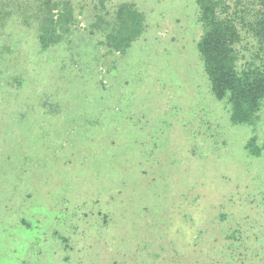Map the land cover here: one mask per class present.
Wrapping results in <instances>:
<instances>
[{"label": "rangeland", "instance_id": "rangeland-1", "mask_svg": "<svg viewBox=\"0 0 264 264\" xmlns=\"http://www.w3.org/2000/svg\"><path fill=\"white\" fill-rule=\"evenodd\" d=\"M124 2L145 31L109 54ZM71 6L45 48L0 0V264H264V110L211 93L196 1Z\"/></svg>", "mask_w": 264, "mask_h": 264}, {"label": "trees", "instance_id": "trees-1", "mask_svg": "<svg viewBox=\"0 0 264 264\" xmlns=\"http://www.w3.org/2000/svg\"><path fill=\"white\" fill-rule=\"evenodd\" d=\"M71 1L31 0L36 12L42 13L40 39L45 48L53 42L45 34L48 27L53 31L58 23H76ZM195 1L202 29L197 49L211 93L218 100H227L234 124H253L264 110V0ZM105 2L99 0L100 6L105 7ZM144 22L133 3H120L106 35L108 53H124L144 33ZM246 147L252 155H261L254 138Z\"/></svg>", "mask_w": 264, "mask_h": 264}]
</instances>
